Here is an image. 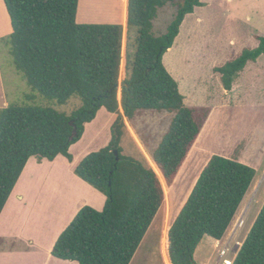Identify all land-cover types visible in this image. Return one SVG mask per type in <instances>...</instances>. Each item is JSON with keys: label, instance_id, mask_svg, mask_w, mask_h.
I'll use <instances>...</instances> for the list:
<instances>
[{"label": "trees", "instance_id": "16d2710c", "mask_svg": "<svg viewBox=\"0 0 264 264\" xmlns=\"http://www.w3.org/2000/svg\"><path fill=\"white\" fill-rule=\"evenodd\" d=\"M3 2L11 32L0 42L7 45L32 92L58 104L77 96L82 105L70 114L27 103L0 108V213L31 156L53 160L63 155L72 161L70 146L81 138L85 124L102 107L118 110L114 84L123 32L120 24L78 23V0ZM169 3L176 6L175 16L165 32L156 34L154 20ZM201 5L200 0H128L124 114L132 119L143 110H157L174 116L151 153L154 169L122 154L119 119L108 144L80 160L75 174L104 194L105 203L101 210L82 206L56 238L52 256L78 264H130L162 205L159 178L174 180L209 118L208 107L185 104L177 80L163 63L185 16ZM257 39L256 47L215 67L225 90L249 62L264 55V36ZM255 174L245 162L212 155L166 232L170 264H197L194 253L202 239L225 235ZM232 264H264V204Z\"/></svg>", "mask_w": 264, "mask_h": 264}, {"label": "rangeland", "instance_id": "374dc122", "mask_svg": "<svg viewBox=\"0 0 264 264\" xmlns=\"http://www.w3.org/2000/svg\"><path fill=\"white\" fill-rule=\"evenodd\" d=\"M2 1L0 38L11 32ZM200 1L203 5L195 7L192 13L185 16L174 44L163 55V63L177 80L185 104L208 107L209 118L174 180L168 183L163 176L159 178L164 193L162 205L130 264H170L163 251L164 230L168 231L199 174L214 154L245 162L256 169V174L225 235L220 240L205 236L194 253L195 262H232L264 204V55L246 65L230 90L224 89L215 71V67L231 60L243 49L258 45L257 36H264V0ZM175 13L176 6L169 3L154 20V32H165ZM126 45L127 34L122 32V59L117 78L118 110L114 113L106 109L98 110L81 138L71 145L74 163L108 144L112 126L119 119L122 154L155 168L151 153L166 133L174 113L143 110L132 119L125 116L121 106V91L125 78ZM129 51H133L130 46ZM13 103L52 106L66 114L82 105L77 96L58 104L38 93L34 94L22 74L16 70L7 45L0 42V108ZM45 163L36 169L28 167L16 185L17 191L24 186L23 181L28 183L27 189L31 192L27 200L15 204L17 199L21 200H15L14 195L8 198L1 212L0 226L7 222L6 230L16 231L18 236L23 234L25 240L0 238V252L3 253L0 264L43 263V251L55 236L57 227L56 220L51 221L52 215L56 219L60 216L57 211L65 205L63 200L72 191L70 183H66L70 180L66 179V171L74 167L72 161L62 156L55 164ZM28 174L33 175V178L27 182ZM92 189L98 193L96 188ZM92 203L96 207L101 204L99 200H92ZM60 218H66V214ZM28 239L36 249H23L30 244ZM9 249L14 250L16 257L6 258L12 253ZM16 250H21V253L18 254Z\"/></svg>", "mask_w": 264, "mask_h": 264}, {"label": "crops", "instance_id": "0c3cea01", "mask_svg": "<svg viewBox=\"0 0 264 264\" xmlns=\"http://www.w3.org/2000/svg\"><path fill=\"white\" fill-rule=\"evenodd\" d=\"M127 6H128V0H78V7H77V12H76V21L78 23H114V24H120L122 26L123 33H126V30H127ZM4 9L6 12L5 5H4ZM6 15L8 16L7 12H6ZM9 23H10V21H9ZM9 26H10V31H11V25H9ZM100 109H105V108L102 107ZM88 123L85 124V129L89 125ZM85 129H84V132H85ZM84 132H83V134H84ZM70 148H71V146H70ZM61 156L65 157L63 155H57L53 160H48L45 158L38 160L35 156H31L27 160L21 175L23 174V172H25V170L28 167L36 169L37 166H42V165L44 166L46 164L45 162H49L48 163L49 165L55 164L56 161L59 160V158H61ZM73 161H74V156H73L72 163H74ZM77 161L79 163L80 159ZM75 163L73 164L74 167H72L71 169H68V171H66V175H67L66 179L67 178L70 179L66 183H70V187H72V191H69L70 193H69L68 197L65 200H63L65 205H63V207L58 209V211H57L58 214L60 213V216H64V214H66V218H64V219L60 218V216L57 214L59 217H57V219H56L54 217V215H52L53 220H51V221L53 222L54 220H56L55 223L57 225V227L55 228V236H54L55 239L53 237L52 240L47 243L46 249H45V251H43L44 252V259H43L42 264H78L77 261H74V260H65V259H60V258H56V257L52 256V254H51L52 246H53L58 234L67 226V224L72 220V218L75 216V214L78 212V210L82 206L91 204L90 206L94 207L97 210H101L104 206V203H105V200L101 196L102 193L100 191H98V193L93 192L92 191L93 187L91 188L90 187L91 185H89L87 182L82 180L80 177H78L74 173V168L77 165ZM21 175H20L19 179L21 178ZM62 175H64V172ZM32 178H33V175L28 174L27 182ZM19 179H18V181H19ZM18 181H17V183H18ZM17 183H16V185H17ZM23 184H24V186L22 188L18 189L17 191H16V185H15L10 196H9V198H10V197L15 195L14 196L15 200L17 198H19L21 200V202L18 199L15 202V204H18V205L20 203H23L24 200H27V198L30 196V192H31L30 189H27L28 183L25 184L23 181ZM91 195H92V198H90ZM102 195L104 196V194H102ZM92 200H94V202L99 200V203H101V204H99V203L98 204L100 206L96 207V205L92 203ZM44 214L47 215L48 211L44 212ZM54 214H55V212H54ZM0 216H1V213H0ZM0 229H2V230H0V238H3V237L4 238H10V239L17 238V239L25 240L22 236L23 234L18 233V234H20L18 236L16 231L15 232L7 231L6 230L7 229V222H5L3 225H1ZM164 232L166 235V230H164ZM165 237H164V250L163 251H164V256L167 257V255L165 254L166 253ZM28 240H29L30 244L23 249L30 251V249L34 248V246H32L33 243H31V240L30 239H28ZM34 249H36V248H34ZM9 251L12 253L6 255V258L16 257V256H14L15 255L14 250L9 249ZM20 251L21 250H16L15 252H17L19 254V253H21ZM38 251L40 252L41 249L38 248ZM1 254L3 255V253L0 252V256H1ZM22 254H24V253H22ZM15 259H17V258H15ZM166 259L168 260V258H166Z\"/></svg>", "mask_w": 264, "mask_h": 264}, {"label": "water", "instance_id": "95a60500", "mask_svg": "<svg viewBox=\"0 0 264 264\" xmlns=\"http://www.w3.org/2000/svg\"><path fill=\"white\" fill-rule=\"evenodd\" d=\"M114 86H115V87L118 86V81L115 82ZM75 135H76V127L74 126V128H73V132H72V135H71V138H73ZM113 152H114V154L116 155V158L119 159V158H118V151H117V149H114Z\"/></svg>", "mask_w": 264, "mask_h": 264}, {"label": "built area", "instance_id": "2783aa9c", "mask_svg": "<svg viewBox=\"0 0 264 264\" xmlns=\"http://www.w3.org/2000/svg\"><path fill=\"white\" fill-rule=\"evenodd\" d=\"M224 264H232V262L229 261V260H226V261L224 262Z\"/></svg>", "mask_w": 264, "mask_h": 264}, {"label": "bare ground", "instance_id": "6f19581e", "mask_svg": "<svg viewBox=\"0 0 264 264\" xmlns=\"http://www.w3.org/2000/svg\"><path fill=\"white\" fill-rule=\"evenodd\" d=\"M166 236V235H165ZM166 254V253H165ZM167 258V257H166Z\"/></svg>", "mask_w": 264, "mask_h": 264}]
</instances>
